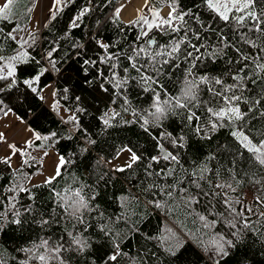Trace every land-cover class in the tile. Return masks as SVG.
<instances>
[{
	"label": "trees",
	"instance_id": "1",
	"mask_svg": "<svg viewBox=\"0 0 264 264\" xmlns=\"http://www.w3.org/2000/svg\"><path fill=\"white\" fill-rule=\"evenodd\" d=\"M123 1L125 0H64L60 6L62 10L56 13L55 19L49 16L39 28L28 31L27 25L36 0H26L19 17L12 18L15 23L0 21V28L3 29L0 33V55L11 57L18 51L17 43L6 38L7 33L18 23L24 31L13 34L19 41L22 37L27 39L29 32L34 33L35 44L26 46L24 51L40 61L39 65L35 61L19 64L16 69L18 83L10 90L0 92V118L7 111H12L41 136L57 133L54 139L34 141L27 148L25 145L22 151L26 154L18 165L10 163L9 167L2 162L7 157H0V201H3L0 213L5 212L7 197L13 195L5 189L22 184L30 190L17 196V207L21 209L19 225L9 223L11 214L5 213L7 219L3 221V229L0 230V256L7 258L8 264H17L18 260L25 258L19 249L30 246L38 237L57 240L64 236L67 240L66 233L72 231L74 234L83 233L90 246L80 254L65 253L71 257V264H213V261L192 243L191 237L207 240L223 234L228 239H234L229 233L240 231V236L234 239L235 246L227 249L229 255L220 258L219 264H264V216H260V213H264V167L255 164L250 154L240 149L238 142L231 136V131L237 130L249 136L253 143H259V140L264 138V115H261L264 113V82H261L259 77L257 85L246 81L248 90L237 93L249 99L248 104H239L241 111L246 113L244 120H233L231 123L225 120L224 126H218L215 132L211 131L206 109H218L223 105L218 97H213L206 87L201 85L198 99L194 102L196 106H190L200 120L187 121V110L176 108L171 102L172 98L180 97L187 69L192 66L189 61L183 59L182 54L175 64L162 69L156 77V83L147 85L140 82L136 71L131 69L128 61L123 58V53L128 52L131 45L143 43L135 41L142 29L147 30L141 17L149 22L155 20L159 23L161 19L168 17H162L159 10L164 6L171 9L173 0H146L142 11L128 22L124 21L120 14L114 19L116 8ZM85 6L90 7L91 11L77 21L79 27L72 28L73 18ZM175 6L177 13L189 9L193 13H199L205 24L212 23L211 18L215 15L204 7L203 0H175ZM29 8L30 13L26 11ZM255 9L264 10V0H256ZM186 19L191 24V18ZM192 26L200 30L198 26ZM212 27V32H202L206 37L204 42L211 46L209 50L218 46L217 35L221 32L228 38L229 43L235 44L245 55H254L259 50L241 44L233 32L232 23L217 19ZM251 35L257 44L264 45V37L256 33ZM152 37L158 44H167L172 39V35L163 34L157 28H153L149 33L148 38ZM96 41L113 45L109 52L121 53L117 71L122 78L127 75L129 82L119 94L114 92L111 85L95 75L98 70H102L106 76L110 75L104 64L95 68L88 65L87 79L91 82L85 81L83 61L96 60L104 55ZM193 42L196 43L195 40ZM54 46L59 49L54 56L57 61L55 69L43 56L46 50ZM236 58L237 54L232 48L224 49L214 62L208 59L197 61L192 69V77L188 79L207 75L220 77L225 83L231 84V75L243 67V64L235 63ZM176 64L179 67H176ZM251 67L253 66L250 65ZM42 68H47L48 71L41 77L39 84L33 85L38 88V91L33 93L22 81L35 76ZM124 68L129 69L127 74L123 72ZM261 75L264 76V73ZM7 83L10 81H0V87H5ZM101 83H104L107 92L100 90ZM145 87L150 90L143 91ZM215 87L219 89V86ZM77 96L80 97L79 102L74 99ZM125 98L127 104L124 103ZM256 99H261L260 105L252 103ZM156 103L168 108L159 126L152 122L151 117ZM249 107H252L253 111L249 112ZM78 108L85 109L77 117L82 122L79 126L83 131H76L72 124L63 123L68 117L76 115ZM113 113L118 115L110 119V127H105L99 118L105 114V118H111ZM144 119L150 121L148 131L141 127ZM198 123L205 128V132H195ZM161 133H170L183 147L174 148L168 139H158ZM69 136L71 138H68ZM86 136L94 143H87ZM180 137H183L182 141L179 140ZM8 142L7 137L1 136L0 144L6 145ZM158 143L163 145L164 152L157 147ZM40 145L42 147H38ZM225 146L233 154L243 152V156L230 155ZM124 147L131 149L140 159L135 163L131 161L130 168L129 164L123 166L124 171H117L120 168H110L106 161ZM50 151L70 162L60 168L61 176H52L55 179L50 184L45 183L48 178L31 181L33 176L43 171L42 155L46 156ZM167 152L176 155L178 162L162 159L159 163L150 161V157L162 156ZM210 156H215L216 159L209 160ZM233 159L236 161L235 165L232 164ZM25 160L27 164L22 163ZM149 163H152L151 169L147 167ZM204 168L212 170L203 172L206 178L201 181L204 192H219V197H205L192 184L191 173L200 175ZM229 168L233 169L234 176L227 172ZM169 169L172 171L171 175L156 174L161 170L167 173ZM217 169L220 170L219 176L215 175ZM148 172L153 175H147ZM208 180L213 184H231L232 187L212 189L206 182ZM254 180H261V183L257 184ZM149 185L154 187L149 189ZM80 186H83L82 194L86 199L95 197L94 200L89 199L94 210L85 214L84 226L74 227L75 221L56 208L55 194H63L70 188ZM29 196L33 199L30 200ZM194 198H198L199 203L194 202ZM224 199H228L238 212L244 213L252 225L251 230L243 229L242 223L237 224V229L225 226L220 214L223 213L228 218H231V215L222 203ZM156 203H159L160 207H156ZM29 204L34 209L33 215L39 214L51 219L50 225L41 230L32 216L24 214L23 208ZM246 208L253 211L245 212ZM200 215H204L206 221H201ZM117 216L122 217L118 222L115 219ZM214 220L220 222L216 223L215 227H205L206 223L211 225ZM101 225L107 226L111 235L101 231ZM85 226L86 232L83 231ZM165 238L173 244L187 241V250L180 249L175 257L168 255L160 244ZM115 244L119 245V251L123 255H119L116 261H110L108 257L116 253ZM153 252L156 256L151 255ZM13 257H16V260H13Z\"/></svg>",
	"mask_w": 264,
	"mask_h": 264
},
{
	"label": "snow or ice",
	"instance_id": "2",
	"mask_svg": "<svg viewBox=\"0 0 264 264\" xmlns=\"http://www.w3.org/2000/svg\"><path fill=\"white\" fill-rule=\"evenodd\" d=\"M16 2L17 0H5L3 6H0V21L15 23L11 17L14 15L13 5ZM203 3L204 7L210 13L215 14L211 18L212 23L210 24H205V22L201 20L199 13H193L191 9L177 13L175 0H173V6L171 7V11L168 13V17L166 19H161L159 23H156L155 20L153 22H149L146 18L141 17V21L143 25H146L147 30L145 31L142 29L135 37V41H143V43H134L131 45L128 52L123 53V58L128 61L131 69L136 71L140 82L144 85H147L150 83H156V77H158L162 69L165 66L175 64V61L179 60L182 54L183 59L185 61H189L192 66L187 69L185 84L180 97L172 98L171 102L173 103L174 107L187 110V121H199L200 117H198L196 113L191 110L190 106H196L194 102H196L198 99V93L200 91L201 85L205 86L207 91L213 97H218L219 101L223 105V107L218 109H214L212 107H208L206 109L207 113L209 114L208 123L210 125L211 131L215 132L218 126H224L223 122L225 120L229 121L230 123L233 120H244L246 113L241 111L239 104L241 102L248 104L249 99L243 97L242 95H238L237 93L248 90V83H246V81L250 82L252 85H257V77H259L261 82H264V76L261 75L264 73V63H261V61H264V45L257 44L256 39L251 35L252 33H256L261 37H264V10L257 11L255 9L256 0H203ZM60 4L61 0H54L53 10L50 12L51 19H55L56 13L62 10V8L58 7ZM26 11L30 13L31 8L27 9ZM90 11V7L85 6L82 8L79 14L73 18L71 27H79L80 25L77 23V21L81 20ZM119 12L120 9H117L114 19L118 18ZM186 17L191 18V24L189 23V20L186 19ZM217 19L225 23L233 24V32L236 34L241 44L247 45L251 49L259 50L254 55H245L239 47H236V45L233 43H229L228 38L224 36L222 32L217 35L218 46L212 48V50H209L211 46L204 42L206 37L205 35H202V32L205 34L212 32V24L215 23ZM192 25L198 26L200 30L198 31L197 27H193ZM153 28L160 29L163 34L172 35V39L167 44H158L154 37L148 38L149 33L153 30ZM19 31H24V29L17 23L16 27H14L13 30L6 35L7 39L17 43L18 51H16L11 57L0 55V81H10V83H7L5 87H0V92L10 90L18 83L16 79V69L20 63L26 64L30 61H35L37 65L40 64L39 60H35V57H31L26 51H24L26 46H33L35 44V34L29 32L27 39L22 37L18 41L16 35L13 33ZM2 32L3 29L0 28V33ZM145 38L148 39L145 40ZM193 40H195L196 43H194ZM96 44L103 51L104 55L99 56L96 60L86 59L83 61L84 67H82V71L85 73V81L86 83L91 82L87 79L88 65H92L95 68L98 67L99 64H104L109 69L110 75L106 76L102 70L96 71L95 75L100 80H103L105 83L111 85L114 92L119 94L123 90L124 86L129 82L127 75L122 78L117 71L119 66L118 61L121 58V53L109 52V48L113 47V45L105 44L102 41H96ZM227 48H232L236 52L237 58L235 63L243 64V67L239 68L237 72L231 75L230 79L233 81V83L227 84L220 77H209L207 75L188 79L189 77H192V69L196 66L197 61L208 59L214 62L217 58H219L220 53ZM201 49H204V51L202 52ZM58 50V47L54 46L46 50L43 54L44 58L48 61L53 69L56 67L57 61L54 59V56ZM250 65L253 67L250 68ZM175 66L179 67L178 64ZM47 71V68H42L35 76L24 79L22 83L26 85L33 93H36L38 88L34 87L33 85L39 84L41 77ZM128 71V68L123 69L125 74H127ZM247 72H250L251 74L245 75ZM215 86H219V89H217ZM99 87L103 92L108 91L104 83H101ZM142 90L149 91L150 89L145 87ZM65 91H67V89H65ZM40 99H43V97H40ZM74 99L79 102L80 97L77 96L74 97ZM156 99L158 101L159 97L157 96ZM261 102V99L252 101L254 105H260ZM124 103H128L126 98ZM53 107L55 109V104ZM154 109L155 110L151 112L152 122L156 124V126H159L160 121L166 116L168 108L161 107L158 103H156L154 104ZM83 111H85V109L78 108L77 114L68 117L67 120L63 121V123L72 124L76 131H83V129H81L79 126L82 122L77 118L78 114ZM248 111H253V108L249 107ZM116 115L118 114L113 113L111 118H105V114V116H101L99 119L105 127H110V119L115 118ZM261 115H264V113H261ZM217 122H219V124ZM149 123L150 121L148 119H144L141 127L145 131H148L147 126H149ZM195 132L197 134H201L202 132H205V128L198 123L195 128ZM2 135L3 134H0V136ZM231 136L238 142L240 149H244L250 154V158L255 164L264 167V138H261L259 143H253L249 136L245 135L244 132L237 130L231 131ZM55 137H57V133L55 132L50 133L47 136H41L40 133H34V140L27 141L26 148L30 147L34 141H48L54 139ZM68 138H71V136ZM205 138L210 139V137ZM85 139L89 144L94 143V141L88 139L87 136ZM158 139H168L174 148L183 147L182 143H179L177 139L172 138L170 133H161ZM179 140L182 141L183 137H180ZM10 147L13 149V155H15L16 152H20L21 156L26 154L24 151L17 149L15 145H11ZM38 147H42V145ZM157 147L161 152H164L162 144L158 143ZM225 150L229 151L230 155L243 156V152L238 151L235 154L231 153L227 146H225ZM82 151H87V149H82ZM128 151L131 152V149H128ZM139 159L140 157L132 152V163L137 162ZM161 159L168 162H178V157L172 152H167L162 156L150 157V161L153 163H159ZM208 159L214 160L216 157L210 156ZM10 160L11 157H8L2 162L8 164L10 167ZM69 162L70 161H66L64 157H60L55 174L56 177L61 176L60 168ZM22 163L27 164L28 162L25 160ZM235 163L236 161L233 159L232 164L235 165ZM131 166V164L128 165L129 168ZM147 167L151 169L152 163H149ZM124 170L125 169L123 167L117 169V171ZM211 171V169L204 168L200 175H197L196 172H192V184L196 189L200 190V192L205 197H219L221 193L214 191L204 192L202 188L201 181H205L206 179L203 175V172ZM227 172L230 176L235 175L233 169L231 168L227 169ZM156 174L168 176L172 174V171L169 169L168 172L165 173L163 170H161ZM147 175L151 176L153 173L148 172ZM215 175H220L219 169L216 170ZM53 179H55V177H49L45 183L50 184ZM206 182L212 189H224L232 187L231 184H213L210 180ZM254 182L260 184L261 180H254ZM152 187L154 186L149 185V189ZM5 191L13 193V195L7 197L8 203L5 207V212L0 213V230L3 229V221L7 219L5 213L11 214L12 219L8 221L9 223L16 225L21 223V209L17 207V196L21 192L27 193L30 190L23 187L22 184H19L13 185L5 189ZM82 191L83 186H80L75 189L70 188L63 194H55L57 198L55 200L56 208H59L64 215L75 221L74 227L76 225L84 226L85 214L94 210L89 203V199L94 200L95 197L92 196L89 199H86L82 194ZM29 199L31 200L33 198L29 196ZM194 202L199 203V199L194 198ZM222 203L224 207L229 210L231 215V218H228L224 216L223 213L220 214L226 227L230 229H237V224L242 223L243 229H252V225L250 224L248 218L244 215V213L238 212L236 208H233L232 203L228 199H224ZM262 203H264V201H262ZM2 204L3 201H0V205ZM155 206L160 207V204L156 203ZM209 206L211 207L212 205L209 204ZM33 211L34 209L31 204L23 208V213L32 216L33 221L37 223L41 230L50 225L52 222L51 219L45 218L43 215L39 214H37L39 216V219H37V215H33ZM53 211H55V209H53ZM252 211L253 210L251 208L245 209V212ZM260 216H264V213H260ZM199 218L201 221H206L207 219L204 215H200ZM115 219L118 222L122 219V217L117 216ZM218 222L220 221L214 220L212 221L211 225L206 223L205 227H215L216 223ZM100 228L101 231L111 235V230L108 229L107 226L101 225ZM83 231H87V226L83 228ZM240 234V231H231L229 233V235L234 239L238 238ZM66 235L68 237L67 240H65L64 236H60L57 240H53L51 237H38L37 241L32 242L30 246L19 249V251L25 255V258L18 260L17 264H30V262H32V264H71V257L66 256L65 253L80 254L83 253L90 245L87 239L83 236V233L74 234V232L68 231ZM234 239H228L223 234L213 236L207 240L196 236L191 237L192 243L196 247H199L208 256V258L213 261V264H219L220 258L229 255L227 249L235 246ZM186 243L187 241H181L173 244L168 238L160 241L164 252L173 257L177 256V253L180 251V249L185 248ZM164 245L167 246L165 247ZM114 246L116 248V253L108 257V260L110 261H116L119 255H123V253L119 251V245L115 244ZM185 250L187 249L185 248ZM151 255L156 256V253L153 252ZM13 260H16V257H13ZM0 264H8L7 258L0 256Z\"/></svg>",
	"mask_w": 264,
	"mask_h": 264
},
{
	"label": "rangeland",
	"instance_id": "3",
	"mask_svg": "<svg viewBox=\"0 0 264 264\" xmlns=\"http://www.w3.org/2000/svg\"><path fill=\"white\" fill-rule=\"evenodd\" d=\"M26 0H17L13 5L14 15L11 18L19 17V13L24 9V3ZM119 9L123 15L125 20H128L131 15H133L136 10L132 8V5L140 8L144 0H125ZM5 0H0V6H3ZM64 2L61 1L60 7ZM54 0H37L36 5L33 9V15L30 19V22L27 26L28 31L31 29L37 28L40 26V23H44L48 17L50 16V12L53 10ZM145 6L141 7L139 11H141ZM170 9L169 6H167ZM163 10L162 12H165ZM19 35V33H18ZM0 132L3 133L2 138L7 137L8 141L11 139V145H15L17 149L22 151V148L26 145L27 141H30L34 137V131L30 129L21 119H19L12 111H7L0 118ZM245 134V133H244ZM246 135V134H245ZM5 144H0V155L2 154V150L4 149ZM128 147H124L113 157L109 158L106 161V164L110 168H121L123 166L128 165L131 162V155L133 151H128ZM1 157V156H0ZM23 156H21L20 152H16L15 155L12 154L11 161L13 160L15 163H20ZM44 169L41 173L33 176L31 181H37L49 178V175L52 174L55 170H57V165L59 164L60 157L50 151L46 156L42 155Z\"/></svg>",
	"mask_w": 264,
	"mask_h": 264
},
{
	"label": "crops",
	"instance_id": "4",
	"mask_svg": "<svg viewBox=\"0 0 264 264\" xmlns=\"http://www.w3.org/2000/svg\"><path fill=\"white\" fill-rule=\"evenodd\" d=\"M61 1H63L64 2V0H61ZM126 1H123V2H121L118 6H117V8H116V10L117 9H119V7L123 4V3H125ZM146 3H147V1L146 0H144V3H143V5L141 6V7H143V6H145L146 5ZM35 5H36V3H35ZM35 5H34V7H35ZM140 7V8H141ZM132 8L133 9H135L136 10V12L131 16V17H129L128 18V20H130L136 13H137V11L140 9V8H137V7H135V6H133L132 5ZM34 9V8H33ZM163 10H166L165 12H162ZM171 11V9H168L167 8V6H164V7H162L161 8V13H162V15H167L169 12ZM119 14L121 15V17L123 18V15H122V13L121 12H119ZM32 15H33V11H32V14H31V17H30V19L32 18ZM29 19V20H30ZM125 20V19H124ZM128 20H125V21H128ZM1 133V132H0ZM3 134V133H2ZM0 139H1V136H0ZM12 140L10 139L9 140V142L5 145V147H4V149L2 150V154L0 155L1 157H11L12 156V153H13V149L10 147L11 146V142ZM24 148V147H23ZM22 148V149H23ZM10 163L12 164V165H18V163H15L13 160L11 161L10 160ZM56 174V170L52 173V174H50L49 175V177H52V176H54ZM47 179V178H46Z\"/></svg>",
	"mask_w": 264,
	"mask_h": 264
},
{
	"label": "bare ground",
	"instance_id": "5",
	"mask_svg": "<svg viewBox=\"0 0 264 264\" xmlns=\"http://www.w3.org/2000/svg\"><path fill=\"white\" fill-rule=\"evenodd\" d=\"M235 36V35H234Z\"/></svg>",
	"mask_w": 264,
	"mask_h": 264
}]
</instances>
